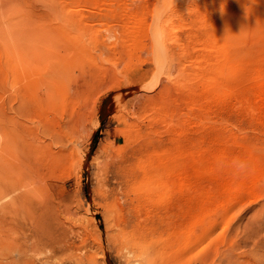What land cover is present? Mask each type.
Returning a JSON list of instances; mask_svg holds the SVG:
<instances>
[{"label":"rangeland","instance_id":"374dc122","mask_svg":"<svg viewBox=\"0 0 264 264\" xmlns=\"http://www.w3.org/2000/svg\"><path fill=\"white\" fill-rule=\"evenodd\" d=\"M175 1L160 9L167 22L155 24L158 0L0 1V106L14 105L6 99L17 91L25 109L7 121L10 162L19 130L24 145L41 140L35 125L56 121L60 129V140L39 153L57 240L26 246L9 227L0 264H131L111 236L122 221L155 247L172 246V264H188L232 238L242 244L244 225L264 223V0ZM128 147L123 172L140 174L153 158L168 179L119 191L112 217L100 166ZM138 159L147 162L137 167ZM50 160L64 165L50 172ZM220 175L254 177L251 190L234 191ZM260 247L255 264H264Z\"/></svg>","mask_w":264,"mask_h":264},{"label":"bare ground","instance_id":"6f19581e","mask_svg":"<svg viewBox=\"0 0 264 264\" xmlns=\"http://www.w3.org/2000/svg\"><path fill=\"white\" fill-rule=\"evenodd\" d=\"M9 1H10V3L13 2V0L12 1L9 0ZM171 1H175V0H158V3H156V10H155L154 16H153L154 21L152 20L153 24H155V22H161V23H163V21L167 22L166 21L167 17L165 19H163V16L160 13V9L162 7L169 5ZM14 2H16V1H14ZM18 4H19V1H18ZM11 5H13V4H11ZM6 14H7V12H6ZM164 16H165V13H164ZM153 24H152V26L154 27ZM15 27L16 26H14L13 28H15ZM158 27H159V25H158ZM166 27H169V26H166ZM228 29H230V28H228ZM155 31H156V28H155V30H153V33ZM171 31H168V32L171 33ZM170 33H168V34L170 35ZM229 33H230V30H229ZM157 36H159L158 32H157ZM12 37H14V36H12ZM174 37H175V35H174ZM157 38L155 39V37H154L155 43L160 42V37H157ZM170 38H172V37H170ZM227 40H228V38H227ZM167 41H168V37H167L166 42ZM171 42L174 43V39L171 40ZM175 42H176V40H175ZM4 44H6V43H4ZM217 46L219 47L220 44L219 45L217 44ZM218 47H216V49H218ZM220 51H222V49ZM215 52H216V50H215ZM219 52H217V53H219ZM221 57H223V56H220V59H221ZM22 58H23V56H22ZM208 58H210V57H208ZM214 58H216V57H214ZM21 60L22 59H17V65L19 67L23 65ZM217 61L218 60H216V62ZM14 62H15V60H14ZM14 64H16V63H13V65ZM13 68H15V67H13ZM17 70L19 71L20 68H18ZM11 97L13 98V100H15L14 105L11 104L8 106H5V105L0 106V234H2L5 230H7L9 227H11V229H13V232L15 231L21 235V237L23 239L22 241H25V244L24 243L23 244L26 246H27L26 241H28V240L44 241L47 238V239L55 241V240H57L56 235L58 233H56V230H55V223H54L53 214H52V206L50 205V201L48 199L49 195L45 190L46 188L44 189V186L40 183V179L43 177L42 176L43 173L41 171L42 165H44V164L42 163L43 157H41V155L39 153H41V151H42V153L44 154L45 149L48 148V146H50V142L52 140L53 141L57 140L54 143H56L60 140V137H59L60 129L55 127V123H57L56 121H54L52 123L50 121L44 122V123L40 122L41 124L39 123L40 124L39 126L35 125L36 129H34V128L33 129L35 130L34 134L39 135L41 140H39V138H38L39 142H37L38 140L36 142H32V143H26L25 142V144L22 145L23 144V141H22V137H23L22 131L23 130L20 131L19 130L20 126L17 125L19 127L16 126V128L19 130V132L15 133L14 142L13 141L12 142L14 145L18 144V146L16 145L15 147H18L19 149H18V151H16V153L14 152L15 154H14L13 162H10L9 153H8L9 150H8V146L6 144V142H7L6 137L9 136V130H8L7 124H10L11 121L9 123H7V121L11 117L15 118V116L25 115V109H24L22 94L20 92L16 91L14 96H10V97L8 96L7 99L6 98L5 99L8 100L10 98V101H12ZM10 101H7L3 104H6L8 102L10 103ZM17 119H19V118H17ZM17 121H19V120H17ZM18 124H20V123H18ZM12 126H14V121H13ZM23 140H25V139H23ZM21 141H22V143H21ZM138 142H139V140H138ZM20 143H21V145H20ZM132 147H128L124 150H121L120 152H117L114 155H111V154L106 155L105 159L104 160L102 159L103 162H101L102 163L100 166L101 168L98 167L101 169V172H102L101 173L102 178L100 177L101 178L100 184L102 186H105V185L109 186V189L106 192H104V195H105L104 199H106V198L109 199L110 197H113L112 198L113 200L109 202V206H108V211H109L108 213H110L111 214L110 216H112V217L117 213V211L121 210L122 205L119 204L118 199L116 198L117 194L120 193L121 190H124L125 188H127V190H128V188H130V187H135V188L144 187V188H149V189L159 188V187H161V185L166 184V180L168 179V177L164 178L165 176L163 178L160 177V175H161L159 173L160 170L154 171L153 167L157 163L159 164V161L155 162V159H153V158L151 160L150 159V157L152 156L151 154H150L151 156H148V154H147V156L153 163L149 160L150 164H148V166L146 165L147 167L145 166L147 169L141 170L139 168L142 171L140 174H136L132 171L130 173H126L125 171L123 172L122 169L124 168V166L127 163V157L132 153L130 151V150H132ZM141 148H142V146H141ZM129 151L131 153H129ZM112 153H113V151H112ZM63 154L64 153H62V156H63ZM132 155H133V153H132ZM60 157H61V154H60ZM141 160H143V159H141ZM141 160L140 159L137 160V162H136L137 167L141 166L142 164H145L148 161L147 158H146L147 161L146 160L141 161ZM164 160L167 161V159H164ZM162 161L163 160H161L160 162H162ZM43 162H44V160H43ZM59 162L60 161L50 160V162L48 163V167L47 166L46 167L50 168V172H55V170L57 168H59V166L64 161H61V164ZM141 162H142V164H141ZM49 165H51L52 167H50ZM62 165H64V164H62ZM99 165H100V161H99ZM167 165L169 167L168 163H167ZM238 166H239V164L236 167H238ZM61 167H60V169H61ZM64 167H66V166H64ZM164 168L166 171L167 167H164ZM142 169H143V167H142ZM152 169H153V171H152ZM45 171H46V169H44V173H45ZM167 171H168V173H170V168H168ZM240 171H241V169H240ZM46 172H48V171H46ZM66 172L67 171L65 170V172H63V173H66ZM241 172H243V171H241ZM226 173L227 172H225V174ZM256 173H257V170H256ZM256 173H254V174H256ZM50 174L52 176V173H50ZM67 174H65V175H67ZM171 175H169V176L171 177ZM222 175H224V173ZM231 175H232V173H231ZM233 175H234V173H233ZM240 175H245V174L242 173ZM247 175L248 174H246V176ZM220 176H218L217 179ZM228 176H230V174H228L226 177L228 178ZM10 177H12L14 179L13 181L15 182L14 185H16V187L13 190L14 194H13L11 200L8 202L7 200H8V197L10 195L9 194V188H8V182L10 180ZM223 177H224V180L229 181L225 176H223ZM223 177H222V179H223ZM230 177L234 178L233 176H230ZM222 179H221V181H222ZM110 180H113L114 183L109 184ZM218 180H220V179H218ZM253 180H254V177H253L252 181ZM232 181H234L233 182L234 184H232L233 187H231V189L234 191H247V192H249L251 190V187H252L251 185L253 184V182L251 180H247V179L244 180V179H242V177L240 179H239V177H236V179H234ZM221 183H223V182H221ZM43 184H45V183H43ZM231 189L228 191L229 193L231 192ZM122 192H124V191H122ZM160 192L163 193V191H160ZM252 193H253V190H252ZM236 194H237V192H236ZM121 198L123 199V196ZM229 199H231V198H229ZM121 203H122V200H121ZM113 221H114V219H113ZM262 221H264V220H262ZM126 222L127 221H122V222H117V223L114 222L113 228H112V234L113 235H111V236L114 237V239L116 240L115 242L117 244H119V248L122 249V251H124V253L126 254L128 263H131V264H165V262L168 263V262L173 260V258L171 259V257H173V256H171L172 253L169 252L172 250V248H173L172 246L171 247L169 246V248L166 247V249H164V247H163V250L161 248H158L159 246L155 247L153 244H151L152 242L151 243H148L150 241L146 242L147 238L145 237V235L142 234V232H140V231L138 232L139 229H137V232L134 229L127 230V226H128L127 223L128 222L127 223ZM252 225L253 226H247V227L244 225L245 233L247 234V237L245 240L244 239L242 240V242L244 241L242 244L236 243L238 240L235 241L234 238H232L233 239L232 243L229 246L226 245L227 247L224 246V248L219 252V254L217 253L218 249H216L215 250L216 253L213 256L212 255L204 256V257H201L199 259H197V257H196V259L190 261L188 264H255V262L258 259L257 257H259L258 256V254H259L258 248H261L260 246L262 245V242H264V238H262V237H264V236H262V234H264V233L261 232V231H264V223L257 224V225L252 224ZM131 226H132V224H131ZM242 229H243V226H242ZM243 231H241V233H243ZM10 232H12V230H10ZM238 232H240V231H238ZM75 233H77V232H75ZM234 233H236V232H234ZM259 234H261V235L259 236ZM15 235H17V234H15ZM232 235L235 236V234H232ZM173 241H175V240H173ZM47 244H48V242H47ZM57 244H59V243L57 242ZM34 247H37V246H34ZM31 248H32V246H31ZM5 249H8V248H5ZM21 251H23V250H21ZM21 251H19V253ZM51 251H52V249H51ZM198 251H199V249H198ZM187 260L188 261L191 260V256H190V258L188 257ZM173 263L175 264L176 260ZM168 264H172V262H170Z\"/></svg>","mask_w":264,"mask_h":264}]
</instances>
